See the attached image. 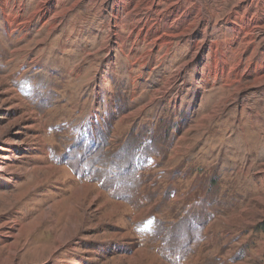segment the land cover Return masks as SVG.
<instances>
[{"label":"rangeland","instance_id":"1","mask_svg":"<svg viewBox=\"0 0 264 264\" xmlns=\"http://www.w3.org/2000/svg\"><path fill=\"white\" fill-rule=\"evenodd\" d=\"M0 264H264V0H0Z\"/></svg>","mask_w":264,"mask_h":264}]
</instances>
